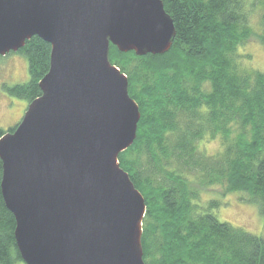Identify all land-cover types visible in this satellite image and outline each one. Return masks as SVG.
<instances>
[{
	"label": "water",
	"instance_id": "water-1",
	"mask_svg": "<svg viewBox=\"0 0 264 264\" xmlns=\"http://www.w3.org/2000/svg\"><path fill=\"white\" fill-rule=\"evenodd\" d=\"M175 28L161 0H0V56L50 46L41 94L0 138V192L25 264H146V204L118 162L140 110L109 45L163 54Z\"/></svg>",
	"mask_w": 264,
	"mask_h": 264
},
{
	"label": "trees",
	"instance_id": "trees-1",
	"mask_svg": "<svg viewBox=\"0 0 264 264\" xmlns=\"http://www.w3.org/2000/svg\"><path fill=\"white\" fill-rule=\"evenodd\" d=\"M161 1L174 23L171 48L139 56L109 45L108 54L128 77L129 96L140 110L134 143L118 162L146 204L144 262L264 264V237L217 220L211 209L218 201L199 209L188 179L195 172L203 186L245 191L264 216V73L242 68L236 51L251 34L255 2ZM261 5L264 9V0ZM261 18L264 29V10ZM260 39L264 43V30ZM18 51L27 60L29 79L5 91L29 103L41 94L38 83L48 72L50 46L33 36ZM217 133L223 152L202 157L196 142ZM14 228L0 192V264L21 260Z\"/></svg>",
	"mask_w": 264,
	"mask_h": 264
},
{
	"label": "rangeland",
	"instance_id": "rangeland-1",
	"mask_svg": "<svg viewBox=\"0 0 264 264\" xmlns=\"http://www.w3.org/2000/svg\"><path fill=\"white\" fill-rule=\"evenodd\" d=\"M249 1L251 2V0ZM252 1L255 3L248 18L251 34L242 45L236 48V51L239 55L238 62L242 68L244 67L250 72L264 73V43L260 39L264 30L261 18L264 9L261 5L262 0ZM27 65V60L22 53L0 57V129L2 130L15 126L28 105L25 99H18L5 91L7 86L28 81ZM235 132L233 130V133ZM223 150V139L220 133L214 134V136L203 135L196 142V151L204 158H215ZM183 174H187V171L184 170ZM196 176L197 173L193 172L190 175L191 178L188 179H191L190 187L197 193L196 201L200 206L199 209L206 208L210 201H218L217 208L211 209L217 220L264 237V216L258 205L250 200L245 191L232 192L225 185L220 184L203 186L198 181L201 177L200 174H198V179ZM161 180L162 177H159L158 181ZM14 264L25 263L22 260H17Z\"/></svg>",
	"mask_w": 264,
	"mask_h": 264
},
{
	"label": "flooded vegetation",
	"instance_id": "flooded-vegetation-1",
	"mask_svg": "<svg viewBox=\"0 0 264 264\" xmlns=\"http://www.w3.org/2000/svg\"><path fill=\"white\" fill-rule=\"evenodd\" d=\"M20 52L18 51V52H9L7 55H5V56H0V57H7V56H9V55H12V56H14V55H17V54H19ZM25 111V110H24ZM22 116L23 115H21V118H22ZM21 118L19 117V121L21 120ZM17 120V123H15V126H13V127H11V128H9V129H7V130H3V133H5V132H11L10 130H12V128L14 129L17 125L16 124H18L19 123V121Z\"/></svg>",
	"mask_w": 264,
	"mask_h": 264
}]
</instances>
